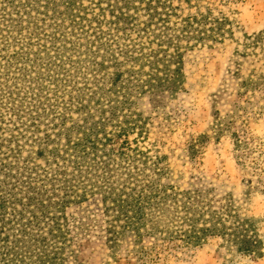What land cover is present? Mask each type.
<instances>
[{
  "label": "trees",
  "instance_id": "obj_1",
  "mask_svg": "<svg viewBox=\"0 0 264 264\" xmlns=\"http://www.w3.org/2000/svg\"><path fill=\"white\" fill-rule=\"evenodd\" d=\"M233 25L170 0H0V264H53L33 248L65 238L68 208L94 197L111 238L219 237L261 255L232 200L167 184L165 158L141 146L146 102L184 91L186 54Z\"/></svg>",
  "mask_w": 264,
  "mask_h": 264
},
{
  "label": "rangeland",
  "instance_id": "obj_2",
  "mask_svg": "<svg viewBox=\"0 0 264 264\" xmlns=\"http://www.w3.org/2000/svg\"><path fill=\"white\" fill-rule=\"evenodd\" d=\"M170 1L181 18L210 11L230 18L233 31L186 54L178 96L161 97L156 109L146 102L141 146L165 158L167 184L232 200L253 224L261 255L239 253L219 237L192 247L157 235L111 238L94 197L68 208L65 238H40L50 245L33 248L34 256L53 264H264V0Z\"/></svg>",
  "mask_w": 264,
  "mask_h": 264
}]
</instances>
